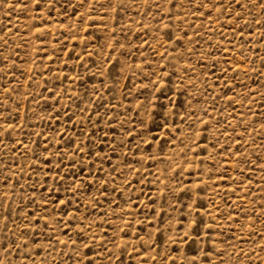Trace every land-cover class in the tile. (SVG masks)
<instances>
[{
	"label": "rangeland",
	"instance_id": "obj_1",
	"mask_svg": "<svg viewBox=\"0 0 264 264\" xmlns=\"http://www.w3.org/2000/svg\"><path fill=\"white\" fill-rule=\"evenodd\" d=\"M0 264H264V0H0Z\"/></svg>",
	"mask_w": 264,
	"mask_h": 264
}]
</instances>
